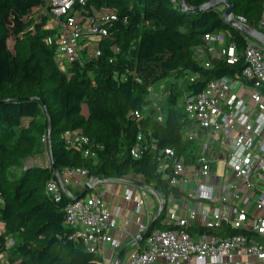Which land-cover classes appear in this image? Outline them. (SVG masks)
Instances as JSON below:
<instances>
[{"label":"trees","instance_id":"1","mask_svg":"<svg viewBox=\"0 0 264 264\" xmlns=\"http://www.w3.org/2000/svg\"><path fill=\"white\" fill-rule=\"evenodd\" d=\"M211 1L184 0V11L179 0H87L90 14L113 12L117 20L108 27L109 38L98 41L101 56L73 65L69 76L55 61V45L44 40L52 34L45 28L49 16L30 17L35 8L48 10L50 0H0V255L9 237L14 242L6 264L104 263L99 253L71 239L65 206L73 199L45 194L46 184L58 179L52 164L60 176L65 168L84 169L101 181L136 176L158 195L171 194L157 170V155L172 148L188 160L192 151L184 140L189 122L180 100L211 80L240 75L246 65L241 58L206 69L197 60L207 33H224L238 52L247 46L245 34L225 20L220 7L226 5L191 12ZM227 1L234 18L264 33V0ZM126 71L141 82L133 76L123 81ZM168 77V95L156 107L148 88ZM75 132L89 137L91 155L69 145L66 134ZM43 136L52 156L49 167L28 164ZM135 147L145 150L140 159L131 155ZM163 218L164 211L154 226L167 229Z\"/></svg>","mask_w":264,"mask_h":264},{"label":"built area","instance_id":"2","mask_svg":"<svg viewBox=\"0 0 264 264\" xmlns=\"http://www.w3.org/2000/svg\"><path fill=\"white\" fill-rule=\"evenodd\" d=\"M86 6L87 0H50L49 9L42 13L49 16L45 28L52 31L44 40L55 45V61L69 76L73 65L83 66L101 56L98 41L109 38L108 27L117 20L113 12L90 14ZM231 19L246 25L242 18ZM233 26L239 29V24ZM260 29L264 30V18ZM245 36L247 46L242 52L224 33L205 34L196 50L206 69L221 63L235 65L241 58L246 65L240 75L211 80L196 95L184 96L189 122L184 140L192 146L188 160L172 148L161 150L157 170L172 192L162 197L141 182L142 199L136 203L137 212L147 210L144 189L156 194L158 213L164 211L161 224L167 229L154 226L146 237L150 223L140 224L128 264H253L252 258L264 263V45ZM121 76L123 81L133 76L141 82L131 71ZM148 90L151 97L153 88ZM158 120L162 121L161 114ZM66 137L70 146L91 155L89 137L76 132ZM144 153L141 147L131 150L134 159ZM75 176L88 179L91 190L103 182L89 178L84 169L65 168L60 181L53 179L45 186L48 197L60 201L64 193L73 199L65 206L71 239L90 253H98L103 244L119 249L121 241L113 236L118 215L109 213L100 194L79 199L72 195L69 187ZM171 197L175 202H169ZM124 198L131 200L133 192ZM173 207L176 214H171ZM231 230L244 233L231 236ZM240 256L245 257L243 262L236 259Z\"/></svg>","mask_w":264,"mask_h":264},{"label":"crops","instance_id":"3","mask_svg":"<svg viewBox=\"0 0 264 264\" xmlns=\"http://www.w3.org/2000/svg\"><path fill=\"white\" fill-rule=\"evenodd\" d=\"M39 158L42 167H49L50 158L43 164ZM125 179V178H124ZM88 185V179L75 176L72 179V185L69 187L70 192L75 197H79ZM133 186V188L131 187ZM143 186L131 179L129 180H107L100 183L96 190L89 192L90 194H100L104 201L107 203L108 211L113 216L118 215L116 218V228L113 231L115 239L121 241V247L113 250L110 244H103L99 247V254L104 259L103 264H128L129 257L134 250L133 238L139 232V225L142 223H150L159 215V211L153 218L151 214V207L148 205L147 210L142 209L139 212L136 210V203L142 199ZM128 191L133 192V198L129 201L125 200ZM88 194V193H87ZM150 207V208H149ZM2 257V255L0 256ZM238 261L243 262L245 257L236 258ZM253 264H264L256 258H252Z\"/></svg>","mask_w":264,"mask_h":264},{"label":"rangeland","instance_id":"4","mask_svg":"<svg viewBox=\"0 0 264 264\" xmlns=\"http://www.w3.org/2000/svg\"><path fill=\"white\" fill-rule=\"evenodd\" d=\"M220 9L224 10V9H226V6H221ZM43 10H44L43 8H35L30 17L33 18L34 20H37V21L41 20L40 16L42 15ZM13 46H14V39L11 38L9 40L10 49H13ZM171 80H172V78L168 77V78L161 80V81L157 82L156 84L152 85L153 90L151 92V98L153 99L152 100L153 105H156V107H158L159 103L162 102L166 98V96L168 95V92L165 89H166L167 83L171 82ZM182 99H183V97H182ZM182 99L180 100V102H183ZM84 111L86 113V111H87L86 106H85ZM41 144H42V146L40 147L37 154L34 155L31 159L27 160L28 164H31V165L40 164L39 158L42 159L41 162L43 164H45L47 162V158L49 157V155H48V149L49 148H48V146H46V142H44L43 138H42ZM219 173L223 174L222 171H220ZM133 180L136 182H139V183H141V182L143 183V180L140 179L139 177H136V176L133 177ZM131 187L133 188V186H131ZM144 192L146 193V196H145L146 203L150 207L152 206L150 209L151 210L150 212H151V214H153V218H154L156 213L158 212V205H159L158 197L156 194H154L148 188H145ZM169 202L173 203V202H175V199L171 197ZM177 211H178L177 207H173L171 210V214H176ZM2 230H3V224L0 223V231H2ZM11 241H13V238L9 237L8 242L10 245L7 247V250L4 253H2V257H0V263L1 264H6L10 259V253L12 252V249H13L12 247L14 246V244H12Z\"/></svg>","mask_w":264,"mask_h":264},{"label":"water","instance_id":"5","mask_svg":"<svg viewBox=\"0 0 264 264\" xmlns=\"http://www.w3.org/2000/svg\"><path fill=\"white\" fill-rule=\"evenodd\" d=\"M180 2V5L183 7V10L184 11H189V9L187 8L184 0H179ZM220 4H224L226 5V11L224 13V18L225 20L230 23V24H239V29L244 33L246 34L247 36L251 37L252 39L256 40L257 42L261 43L264 45V33L257 30V29H253L247 25H243V24H240L238 23L237 21L231 19V16L233 14V5L231 3H229L227 0H214V1H211L210 3L200 7V8H197V9H194V10H191V12H199L201 10H204V9H207V8H210V7H215L217 5H220ZM52 133L50 132L49 133V136H51ZM51 160H52V156H50ZM52 168L53 170L55 171L57 177H58V180L60 181L61 180V176L59 175V172L57 171L56 167L54 164H52ZM91 187L90 185H87L86 186V189L85 191L79 195V197H77V199L79 198H83L87 193L91 192ZM157 218V217H156ZM156 218L151 222V224L149 225V229L146 233V237H148L151 233V231L154 229V222L156 220Z\"/></svg>","mask_w":264,"mask_h":264}]
</instances>
